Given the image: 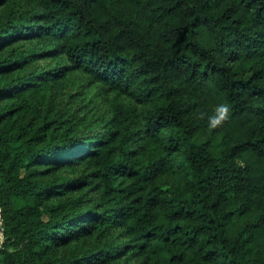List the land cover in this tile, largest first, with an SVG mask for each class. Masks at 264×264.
I'll list each match as a JSON object with an SVG mask.
<instances>
[{"label": "trees", "instance_id": "1", "mask_svg": "<svg viewBox=\"0 0 264 264\" xmlns=\"http://www.w3.org/2000/svg\"><path fill=\"white\" fill-rule=\"evenodd\" d=\"M0 213V264H264V0H0Z\"/></svg>", "mask_w": 264, "mask_h": 264}, {"label": "rangeland", "instance_id": "2", "mask_svg": "<svg viewBox=\"0 0 264 264\" xmlns=\"http://www.w3.org/2000/svg\"><path fill=\"white\" fill-rule=\"evenodd\" d=\"M53 60L48 58H41L37 61V64L41 67H46L48 64H51ZM78 91L76 86L68 85L63 83L60 88L56 87L52 92L53 101H55L56 106L61 110H65L68 106L74 110V113L78 117H83L85 112H92L95 107L100 106L101 108L107 109L108 102L105 101L104 98L92 99V101L84 98H79L76 102L72 101L70 94H77ZM72 96V97H73ZM101 130L100 126L95 125L93 128V132ZM71 175L70 173H67ZM15 206H20L23 204L21 198H14ZM2 233L0 232V235ZM86 246H90L92 249H97L98 245L96 244V240H87L85 242ZM79 245V244H78ZM85 247V245H84ZM111 264H138V258L127 257V258H118Z\"/></svg>", "mask_w": 264, "mask_h": 264}, {"label": "water", "instance_id": "3", "mask_svg": "<svg viewBox=\"0 0 264 264\" xmlns=\"http://www.w3.org/2000/svg\"><path fill=\"white\" fill-rule=\"evenodd\" d=\"M0 225H1V213H0ZM1 232V231H0Z\"/></svg>", "mask_w": 264, "mask_h": 264}]
</instances>
